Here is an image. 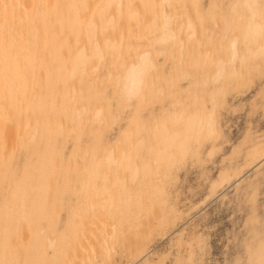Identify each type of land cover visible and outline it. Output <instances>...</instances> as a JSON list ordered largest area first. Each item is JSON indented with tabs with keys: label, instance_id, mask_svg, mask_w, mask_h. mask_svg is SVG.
I'll list each match as a JSON object with an SVG mask.
<instances>
[{
	"label": "rangeland",
	"instance_id": "rangeland-1",
	"mask_svg": "<svg viewBox=\"0 0 264 264\" xmlns=\"http://www.w3.org/2000/svg\"><path fill=\"white\" fill-rule=\"evenodd\" d=\"M125 1L57 16L65 57L22 78L0 123V240L51 236L69 219L87 225L74 264H245L264 243V0L115 12ZM192 112L204 118L185 140ZM13 251L0 264L37 257Z\"/></svg>",
	"mask_w": 264,
	"mask_h": 264
},
{
	"label": "bare ground",
	"instance_id": "bare-ground-1",
	"mask_svg": "<svg viewBox=\"0 0 264 264\" xmlns=\"http://www.w3.org/2000/svg\"><path fill=\"white\" fill-rule=\"evenodd\" d=\"M107 1L108 2L106 3V7L111 6V0H107ZM82 3H83V0L80 1V2H78L77 0H0V123H2V122L4 123L6 121V119H7L6 118V113H7V108L9 107V103H14V104H16V106L20 105V103H21L16 98H18V97L21 98L19 93H23L25 91V88L23 86L24 84L22 83V78H25L24 76H26V77L31 76V77L38 78L40 76L39 75L40 71H42V73H44V74L47 73L48 75H51L52 72H53L51 64L54 62V60L55 59L62 60L65 57V55L57 54V50L59 48L58 43L59 42L61 43V41H62L61 40V36H60L61 33L57 34L56 31L53 30V28H54V25L57 24V23H58V25H63V24H62L61 21L55 22V20H56L57 16L64 17V16L68 15L69 12L73 8L81 7L79 5L82 4ZM256 5H257V3H256ZM95 7H96V5L93 6V8H95ZM262 7H263V3H262ZM113 9H114L115 12L116 11L117 12H121V11H124V10L125 11L133 10L132 6L130 5V1L129 0L125 1V5H120V4L114 5ZM256 9H255V11H256ZM258 12H259V15H260V11H258ZM244 15H243V17H244ZM246 16L247 15H245V17ZM248 17H246V19ZM255 17H256V15H255ZM252 19L254 21V18H252ZM255 19H257V17ZM249 20L252 21L251 17H250V19L244 20L245 21L244 23H246L247 28L249 27L248 26V24L250 22ZM237 21H239V20L237 19ZM246 21H248V22H246ZM244 23L242 24L243 26H244ZM258 23H261V22H258ZM258 23H256V24L259 26L260 24H258ZM256 24L253 23V25H251V24L250 25H251V27H253ZM262 25L260 26V29L263 27ZM247 28H246V30H247ZM257 28L258 29H256V27H255V29L253 31V32H255L254 34H256L259 31V27H257ZM251 29L253 30V28H251ZM256 30H258V31H256ZM248 31L249 32L251 31L250 28H249ZM66 37H68V35ZM261 37H263V36H261ZM232 39H233V37H232ZM235 40H236V38H235ZM251 41H253V40H251ZM259 41H260V39H259ZM262 41L264 43V39H262ZM233 43L234 42H232V44ZM246 43L248 44V42H246ZM246 49H247V47H246ZM51 55L53 57H52V59L49 60L47 58V56L51 57ZM35 64H40L43 67H41V69H39V68H37V66L35 67ZM46 89L49 90V88H46ZM199 103H200V101H199ZM165 108L166 107H164L163 109H165ZM182 108H183V106H182ZM214 108H215V106L213 107V110H214ZM201 110H202V108H201ZM203 111H205V114H206V111H208V109L207 110H203ZM212 111H210V113ZM176 112H177V115H178V111H176ZM200 112L201 111L199 110V113ZM174 113L175 112H173V114ZM180 113H182V111H180ZM210 113H209V115H210ZM202 115H204V114H202ZM188 116H190V117H188V120L186 122H185V117H184V120H182V121L185 122V123L183 122V125H185V127H184L185 129H183V131H184L183 133H185V134H183L184 136L182 137V139L185 136H186L185 138H187V139L189 138V137H187V135H188L187 133H192V134L189 135L190 137L193 135L194 132L198 133L199 132L198 129H201V128H198L200 126L197 125V124H198L199 121L203 122L202 118H204L203 116L199 115V116L202 117V118H200V117L194 115V113L192 114V116L189 115V114H188ZM213 116L214 115H212L211 119L215 120L214 119L215 116L214 117ZM179 117H177V118H179ZM186 119H187V117H186ZM198 119H199V121L197 122ZM153 121L154 120H152V122ZM208 121H211L210 118L208 119ZM216 122H217V120H216ZM207 123L209 125L211 124L209 122H206L205 124H207ZM212 123L214 125V121ZM141 125H143V124H141ZM215 125H217V124H215ZM204 126H206V125H204ZM213 129H215V128H213ZM217 129H218V127L216 128V130ZM185 130H187V132H185ZM170 135H172V136H170ZM170 135H167L166 138H167V142L169 144H172L173 143L172 141L173 140L175 141L174 138H175L176 134L172 133ZM194 135H197V134H194ZM194 137H196V136H194ZM257 145L258 144H256V146ZM253 148H255V147L253 146ZM256 148H258V147H256ZM259 149H260V146H259ZM262 149H264V148H262ZM250 150L252 152V149H250ZM254 151H257V150H254ZM247 155H250V153L247 154ZM68 210L69 211L71 210V206H70V208H68ZM58 213H59V211H58ZM68 216H70V215H68ZM56 220H58V218ZM64 222H65L64 224L60 223L61 226L58 224L60 226L59 227V226H56L57 222L55 221V224H54L53 230H52V235H51V236H53L52 238H50L51 236H41V237L30 238V239L19 238V239H15V240H11V241L8 240V239L0 240V254H1L2 248L6 247L7 245H10V246L12 245L13 250H14L12 254L14 256H15V253L19 254V257H20V255H23V254H26V256L30 255L31 253L37 254V257L33 258V259L24 258V261L22 262V264H65L64 262L70 263L71 261H73V262H71V264H74V260H76V259H74L73 257H74V255L77 252V246H78L79 242L80 241H84L85 238H86V236H85L84 240H82V236L86 232L85 231L86 227L84 228V226H87V225L86 224L84 226L82 225V227L80 226L81 227L80 228V227H76V224H74V222L72 223V221L69 220V219L64 221ZM148 226L150 227V225H148ZM88 227H90V226H88ZM139 231H141V233H142L141 229ZM143 232H145V231H143ZM82 233H84V234H82ZM88 233H91V232H88ZM136 234L137 233H135V235L133 236L134 240L135 239L137 240ZM86 235L88 236L89 234H86ZM139 235L142 237V235L140 233H139ZM91 236H93V238H94V235L91 234ZM252 238H253V236H252ZM259 238H260V241L257 238V240H258L257 241V243H258L257 246L255 245L256 247L252 248L254 246V244L251 243V245H253V246H251V249H250L251 251L250 252L246 251V253L247 252H249V253L246 256L248 258H245V260H248L247 263H245V264H264V248H263L264 247L263 246L264 243L262 242L263 236H262V238L261 237H259ZM252 241H254V240H252ZM100 242H98L96 244L98 245V244H100ZM81 243L82 244H80L79 247H81V245L84 246L83 242H81ZM124 243H125V241H124ZM248 243H250V241L247 242V244ZM90 244L91 243H89V245H88L89 248H90ZM102 245H101V248H102ZM98 246L100 247V245H98ZM98 246H96L97 249H99ZM125 246L126 245H124V247ZM248 247H250V244H248L247 248ZM247 248H246V250H247ZM81 249L83 250L82 247H81ZM90 251H91V249H90ZM93 251L96 252V250H93ZM129 252H130V250H129ZM80 255H81V253H80ZM98 256H99V254H98ZM99 257H101V256H99ZM78 259H79V257H78ZM90 260H92V259H90ZM79 261H80V259L78 260V262ZM82 264H84V263L82 262Z\"/></svg>",
	"mask_w": 264,
	"mask_h": 264
}]
</instances>
